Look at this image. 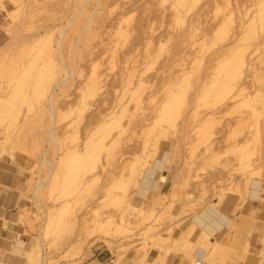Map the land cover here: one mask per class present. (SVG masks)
Returning <instances> with one entry per match:
<instances>
[{"label": "rangeland", "instance_id": "1", "mask_svg": "<svg viewBox=\"0 0 264 264\" xmlns=\"http://www.w3.org/2000/svg\"><path fill=\"white\" fill-rule=\"evenodd\" d=\"M0 9V100L11 105H0V159L25 165L35 264H83L102 238L119 263L132 249L144 258L168 240L173 203L246 200L250 176L264 183V0H0ZM74 149L89 155L75 160ZM165 151L189 176L169 205L151 195L149 210L136 207L141 164L162 169ZM227 224L189 259L221 251L213 236Z\"/></svg>", "mask_w": 264, "mask_h": 264}, {"label": "crops", "instance_id": "2", "mask_svg": "<svg viewBox=\"0 0 264 264\" xmlns=\"http://www.w3.org/2000/svg\"><path fill=\"white\" fill-rule=\"evenodd\" d=\"M3 14L0 9V23ZM165 152L162 158L163 168L155 172L152 180L155 184L152 183L151 187L154 186L153 191H157L161 197L164 196L167 199L164 204L167 206L171 196L179 192L177 184L181 182L182 178H187L189 173L185 166L168 167L169 154L167 151ZM26 180L27 172L20 157L13 160L6 157L0 160V263L2 264H28L24 255L11 251L14 245L20 241L23 243L24 252L31 241L29 232L32 226L27 223L25 217L22 220L23 211L28 205L25 197L27 194ZM260 195L259 199L251 201L247 195L246 200L244 198L240 200L237 193H228L222 203L218 204V209L229 219L228 224L213 236L214 240L222 247L221 251L213 252L212 248L208 247L207 254L198 255L197 261L192 262L189 259L194 247L198 246L200 242L197 227L191 228L189 233L191 217L206 205L216 203L218 199L212 196L202 206L194 209L191 208L189 202L180 199L173 203L170 212L172 218L165 222L164 228L161 230L160 235L168 240H164L162 244L160 243L161 245L155 242V245L147 251L151 261L142 258V254H138L132 249L119 264H260L264 257V244L262 243L264 202L260 200L263 192L260 191ZM133 197L136 207L143 205L148 210L151 208L147 200H141L142 196L136 193L135 189ZM250 215H253V222ZM231 227L235 229H231ZM169 229L171 230L170 234L168 233ZM185 229L189 234L184 232ZM252 229L253 233L249 235ZM182 232L187 233V237H184ZM106 247L103 239L95 242L91 250V257L83 264H114V255ZM203 258L205 260L201 262Z\"/></svg>", "mask_w": 264, "mask_h": 264}, {"label": "bare ground", "instance_id": "3", "mask_svg": "<svg viewBox=\"0 0 264 264\" xmlns=\"http://www.w3.org/2000/svg\"><path fill=\"white\" fill-rule=\"evenodd\" d=\"M14 1V0H13ZM6 49H8V48H4V47H2V46H0V52H2L3 53V55H5L4 54V50L6 51ZM1 53V54H2ZM48 56H50V55H48ZM1 57V56H0ZM5 57V56H4ZM242 59V58H241ZM246 63V62H245ZM244 63V64H245ZM228 64V63H227ZM226 64V65H227ZM48 66V65H47ZM245 66H246V64H245ZM231 67V66H230ZM242 67V66H241ZM225 68V67H224ZM233 69V68H232ZM249 69V68H248ZM46 70H48V69H46ZM236 70V69H235ZM234 70V71H235ZM238 70V69H237ZM236 70V71H237ZM239 71V76H240V73H241V70L239 69L238 70ZM48 71H46V73H47ZM227 73V72H226ZM231 73V72H230ZM45 74V68L42 70H39V72L37 73V79L39 80L40 78H42L43 76H45L44 75ZM242 74V73H241ZM47 75H48V73H47ZM232 75H234L233 73H232ZM70 76V75H69ZM239 76H236V77H239ZM46 77V76H45ZM23 78V77H22ZM24 79V78H23ZM68 79V78H67ZM69 80V79H68ZM21 81H23V80H21ZM41 81H42V79H41ZM44 81V80H43ZM70 82V81H69ZM215 82V81H214ZM214 82H213V84H214ZM27 83V82H26ZM248 83V82H247ZM257 83V82H256ZM60 84V83H59ZM219 84V83H218ZM225 84V83H224ZM249 84V83H248ZM40 85V84H39ZM212 85V84H211ZM36 86V85H35ZM57 86H59L58 84L55 86V88H57ZM216 86V85H215ZM223 85H220L219 87H220V89H221V87H222ZM38 87V86H37ZM40 87H41V85H40ZM212 86H209V88H211ZM213 87H214V85H213ZM245 87V86H244ZM250 87V86H249ZM223 88V87H222ZM212 89V88H211ZM244 89V88H243ZM43 90V89H42ZM12 93V92H11ZM52 93H53V88L51 89V95H52ZM239 93V92H238ZM252 93V92H251ZM259 95V94H258ZM14 97V96H13ZM13 97H12V100H13ZM250 97V96H249ZM9 98H11V97H9ZM14 100H15V98H14ZM255 100V99H254ZM1 102H0V105L2 104V102H4V104H6L7 105V102L5 103V100L4 101H2V100H0ZM17 101V100H16ZM19 101V100H18ZM249 101V100H248ZM13 102V101H12ZM3 104V107H4V109H5V106L6 105H4ZM9 104V103H8ZM52 104V103H51ZM51 104H49V106H51ZM10 105V104H9ZM9 105H7V106H9ZM2 106V105H1ZM0 106V107H1ZM6 106V107H7ZM11 106V105H10ZM53 106V105H52ZM0 110H2V109H0ZM7 111H9L8 110V107H7V109H6ZM3 111V110H2ZM7 111H5L4 113H5V115H9V114H7L8 112ZM10 112V111H9ZM2 113V112H1ZM1 115H3V114H1ZM54 130V129H53ZM53 130L51 131V134L52 135H54V132H53ZM16 135V134H15ZM9 136H11V133L9 134ZM3 145V142L0 140V148L1 147H3L2 146ZM17 145V144H16ZM85 146V145H84ZM84 148V147H83ZM86 148H87V145H86ZM3 149H4V147H3ZM83 150H86V149H83ZM1 151V150H0ZM4 151V150H3ZM9 151V150H8ZM12 151V150H11ZM81 151H82V149H81ZM81 151H79V150H76V149H74V150H72V153H71V157H73V158H75V160H76V158H80V157H82V155L84 156V154H86L88 151H89V148L85 151L86 153H84V151H83V153H80ZM2 152V151H1ZM10 152V151H9ZM91 152L93 153V156L95 155L94 153V150L92 151L91 150ZM2 153H4V152H2ZM5 153H6V150H5ZM8 153V152H7ZM91 153V154H92ZM1 154V153H0ZM86 155H89V154H86ZM7 156V155H6ZM1 157V156H0ZM90 157H92V156H90ZM4 158H6V157H4ZM3 158V159H4ZM84 158L86 159V156H84ZM84 159V160H85ZM1 160V159H0ZM83 161V160H82ZM81 161V162H82ZM246 161V160H245ZM72 162H74L73 160H72ZM86 162V161H85ZM88 162V161H87ZM146 161H143V163L141 164V169H142V171H140L141 173V176H139V179L137 180V182L135 183V184H137L136 186H135V191H136V193H138L140 196H142V199L141 200H146V199H148V197L150 198V196H151V199L153 198V197H155V198H153V201H156V200H159V199H162V197L159 195V193L156 191V192H154L153 191V189L152 188H154V186L153 187H151V185H152V183H153V177H154V174H155V172L156 171H159L161 168L160 167H156L155 165L154 166H152V165H147L146 163H145ZM248 162H250V160H248ZM248 162H246L247 164H248ZM22 163V162H21ZM69 163H71V162H69ZM260 163V162H259ZM247 164H245V165H247ZM250 164V163H249ZM79 165V164H78ZM252 165H253V163H252ZM244 166V165H243ZM248 166V165H247ZM137 167V170H138V167L139 166H136ZM136 167L134 166L132 169L130 168V167H128L129 168V170H133L134 169V171H136L135 169H136ZM68 168V167H67ZM94 169V168H93ZM92 169V170H93ZM140 169V168H139ZM102 170V169H101ZM254 171H255V169H253ZM259 170L260 169H258V171L256 170V172H258L259 173ZM90 171V170H89ZM261 171V170H260ZM263 172H264V170H262ZM256 172H254V173H256ZM134 173V172H133ZM132 172H131V174H133ZM137 173V172H136ZM249 173H251V171L249 172ZM135 174V173H134ZM133 174V175H134ZM257 174V173H256ZM137 175V174H136ZM161 175V174H160ZM260 176V174H257L256 176ZM258 176V177H259ZM258 177H253V176H250L249 178H248V180H244L246 183H247V193H246V195H247V197H248V199H250L251 201H255V200H257V199H259V197L261 196L260 195V191L261 192H263V195H262V198L260 199V200H262V202H264V191H263V189L264 188H261V186H263L262 184H264V183H262V181L258 178ZM264 177V176H263ZM157 179H158V177H157ZM80 183H81V180L79 181ZM79 183V184H80ZM132 184V183H131ZM134 184V185H135ZM153 184H155V183H153ZM37 185V184H36ZM128 185V184H127ZM38 186V185H37ZM40 187H42V186H40ZM157 188V187H156ZM228 188V187H227ZM231 188V187H230ZM233 188V187H232ZM234 188H235V186H234ZM239 188H240V186H239ZM124 189H126V187H124ZM236 189H237V187H236ZM241 189V188H240ZM239 189V190H240ZM243 189V188H242ZM233 190V189H232ZM238 190V189H237ZM238 190V191H239ZM241 191V193H242V190H240ZM239 191V192H240ZM124 193H126V192H124ZM227 193V192H226ZM225 193V194H226ZM240 194V193H239ZM150 195V196H149ZM225 195H224V193L221 195V198H220V200H218L216 203H214V205H215V211H216V213H213V212H209V213H206V212H201V213H199V214H195V215H193V217H192V222L190 223L191 224V227L189 228V233H190V231L192 230V229H194V228H198L197 229V231H198V240H200L201 238H203V237H205L206 235H207V233H211V234H213V232H214V228L217 226V224L218 223H220V222H223V221H227V222H229V219L218 209V204H220L221 203V200H222V198L224 197ZM123 199H124V197H123ZM151 199H149V201H151ZM155 199V200H154ZM174 200V199H173ZM117 201L119 202L120 201V203H121V201H123L122 199L121 200H119V199H117ZM153 201H151V202H153ZM175 201V200H174ZM123 203V202H122ZM156 203V202H155ZM158 203V202H157ZM124 205V204H123ZM126 206H128V205H126ZM129 207V206H128ZM128 207H126V208H128ZM141 207V206H140ZM220 207V206H219ZM125 208V207H124ZM129 209V208H128ZM138 212V211H137ZM143 213V212H142ZM45 215V214H44ZM138 215V214H137ZM95 216V215H94ZM110 218L112 217V216H109ZM140 217H141V215H140ZM145 217V216H144ZM148 217H149V214H148ZM110 218L108 219V220H106V222L104 223V225L105 226H107V227H109V226H111L112 224L114 225V222L113 221H111L110 220ZM113 218V217H112ZM142 218V217H141ZM146 218V217H145ZM27 219V218H26ZM100 219V218H99ZM148 218H146V220H147ZM113 220H114V218H113ZM143 220H144V218H143ZM141 221H142V219H141ZM145 221V220H144ZM148 221V220H147ZM146 223V222H145ZM26 224V223H25ZM28 224H30V223H28ZM126 224H128L127 222L125 223V220L122 218V217H120L119 218V221L117 222V225H118V228H117V226H116V229H123L124 231V233H126V232H128L127 230H130L129 228V225H127V227L125 226ZM98 225H99V223H98ZM102 225V224H101ZM101 225H99V226H101ZM124 226V227H123ZM190 226V225H189ZM97 227V226H96ZM95 228V227H94ZM98 229H103V228H105V227H103L102 226V228H99V227H97ZM185 228H187V227H185ZM192 228V229H191ZM105 229H107V232H108V228H105ZM114 229H115V227H114ZM119 229V230H120ZM191 229V230H190ZM187 229H185L184 230V232H187L186 231ZM104 231V230H103ZM126 231V232H125ZM100 232V231H99ZM102 232V231H101ZM184 232H182L183 234L182 235H184V237L186 236L187 237V235L189 234L188 232V234L187 233H184ZM180 233V232H179ZM103 234V233H102ZM106 234V233H105ZM108 234V233H107ZM90 236H91V234H89ZM104 235V234H103ZM112 235V234H111ZM123 235V234H122ZM110 236V235H109ZM108 236V237H109ZM93 237V236H92ZM97 237V236H96ZM178 238H179V236H178ZM181 238H183V237H181ZM35 239V238H34ZM103 239V238H102ZM101 239V240H102ZM104 240V242H106V239H103ZM176 240V239H175ZM155 241H156V239H155ZM30 243L28 244V246H27V248H26V250L23 252V243L22 242H17V244L16 245H14V247H13V249L11 250L13 253H16V254H22V256L24 255L25 256V258H26V260H27V262H28V264H35V263H37L38 262V260H39V255H40V248H39V243L37 244L36 242L37 241H35V240H33V241H29ZM183 242V241H182ZM108 243V242H107ZM109 244V243H108ZM112 246V245H111ZM144 246V245H143ZM157 246V245H156ZM41 247V246H40ZM108 247H110V245L108 246ZM114 247V246H113ZM215 247L217 248V249H222V247L220 246V245H218L217 244V242L215 243ZM245 247V246H244ZM107 248V247H106ZM117 248H118V246H117ZM147 248V247H146ZM201 250H199V251H197V252H199V253H203V248H200ZM119 251V250H118ZM147 251V250H146ZM194 252L196 251V250H193ZM142 252V251H141ZM114 253V252H113ZM116 253V252H115ZM144 256V258H147V259H149V261H151V258L150 257H148V255L147 254H143ZM120 256V255H119ZM162 256V255H161ZM160 257V256H159ZM153 258V257H152ZM154 260H156V259H154ZM159 260V259H158ZM114 261V264H119V262L118 261H116V260H113ZM0 264H2V263H0ZM145 264V263H144ZM162 264V263H161ZM260 264H264V257L261 259V261H260Z\"/></svg>", "mask_w": 264, "mask_h": 264}]
</instances>
